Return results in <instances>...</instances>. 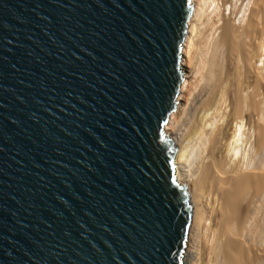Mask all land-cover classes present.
I'll return each mask as SVG.
<instances>
[{
  "label": "water",
  "instance_id": "water-1",
  "mask_svg": "<svg viewBox=\"0 0 264 264\" xmlns=\"http://www.w3.org/2000/svg\"><path fill=\"white\" fill-rule=\"evenodd\" d=\"M191 0H0V264H182L165 134Z\"/></svg>",
  "mask_w": 264,
  "mask_h": 264
},
{
  "label": "bare ground",
  "instance_id": "bare-ground-1",
  "mask_svg": "<svg viewBox=\"0 0 264 264\" xmlns=\"http://www.w3.org/2000/svg\"><path fill=\"white\" fill-rule=\"evenodd\" d=\"M165 134L190 225L182 264H264V0H191ZM193 79V82L190 80Z\"/></svg>",
  "mask_w": 264,
  "mask_h": 264
},
{
  "label": "rangeland",
  "instance_id": "rangeland-1",
  "mask_svg": "<svg viewBox=\"0 0 264 264\" xmlns=\"http://www.w3.org/2000/svg\"><path fill=\"white\" fill-rule=\"evenodd\" d=\"M190 80V79H189ZM194 80L191 79L190 82H193ZM191 90H192V86H188V89L184 92V97L181 98L178 102H179V105H185V107H187L188 103H189V100L191 99L192 97V94H191Z\"/></svg>",
  "mask_w": 264,
  "mask_h": 264
}]
</instances>
